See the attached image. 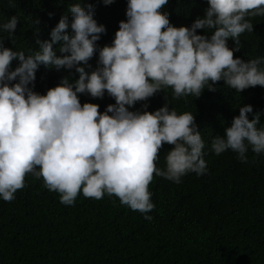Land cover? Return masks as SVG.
I'll list each match as a JSON object with an SVG mask.
<instances>
[{
	"label": "clouds",
	"instance_id": "9594fccd",
	"mask_svg": "<svg viewBox=\"0 0 264 264\" xmlns=\"http://www.w3.org/2000/svg\"><path fill=\"white\" fill-rule=\"evenodd\" d=\"M167 4L127 0L126 21L119 22L111 45L102 48L97 41L106 28L94 19V6L81 3L68 8L71 21L62 16L50 40H36L39 50L32 54L6 48L0 39V200L13 201L30 175L42 178L62 205L73 206L79 194L97 200L115 196L151 221L154 175L179 184L189 173L206 174L205 145L192 113L178 114L168 103L151 113L129 109L167 88L173 99L199 98L220 81L237 93L264 88V57L234 58L241 34L253 32L249 18L264 17V0H207L203 17L189 27L170 23L168 12L161 11ZM18 22L10 17L0 32L12 34ZM97 54L96 68L86 71ZM13 61L19 62L15 69ZM41 65L74 69L78 79L64 77L41 95L33 90ZM105 93L115 104L102 113L97 104L81 105L78 95L103 98ZM262 114L253 113L251 105L240 107L224 135L213 137L214 154L230 150L241 163L249 162V149L264 154V127H257ZM165 144L173 147L161 169L157 163Z\"/></svg>",
	"mask_w": 264,
	"mask_h": 264
},
{
	"label": "trees",
	"instance_id": "16d2710c",
	"mask_svg": "<svg viewBox=\"0 0 264 264\" xmlns=\"http://www.w3.org/2000/svg\"><path fill=\"white\" fill-rule=\"evenodd\" d=\"M76 3L94 6V19L106 28L98 48L110 46L119 22L126 21L127 0L110 5L103 0H0V24L12 16L19 21L12 34L0 32V39L6 48L32 54L39 50L36 40H50L62 16L71 21L68 8ZM207 7V0H168L161 11L168 12L174 27H189ZM249 19L253 32L241 34L240 51L234 52V58L245 62L264 57V17ZM35 20L39 23L34 25ZM228 46L234 47V41L229 39ZM53 48L59 56V44ZM97 60L98 54L86 71L94 70ZM18 63L13 61L12 69ZM35 76L33 90L41 95L64 77L78 79L74 69L43 65ZM214 88L205 89L199 98L180 99H173L167 88L129 109L151 113L168 103L178 114L190 112L205 145L206 174L189 173L179 184L154 175L149 184L155 205L148 213L151 221L115 196L97 200L79 194L73 206L62 205L59 194L45 188L42 178L29 175L13 201L0 200V264H264V154L249 149V162L241 163L230 150L216 155L211 149L213 137L224 135L240 107L251 105L253 113H264V88L237 93L223 81ZM78 95L81 105L97 104L101 113L115 104L107 93L103 98ZM257 127H264V114ZM172 147L163 145L157 167H166Z\"/></svg>",
	"mask_w": 264,
	"mask_h": 264
}]
</instances>
